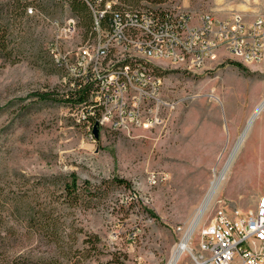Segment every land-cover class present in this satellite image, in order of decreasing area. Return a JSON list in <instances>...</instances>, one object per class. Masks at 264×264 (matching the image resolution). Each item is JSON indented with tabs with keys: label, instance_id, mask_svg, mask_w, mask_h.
<instances>
[{
	"label": "rangeland",
	"instance_id": "rangeland-1",
	"mask_svg": "<svg viewBox=\"0 0 264 264\" xmlns=\"http://www.w3.org/2000/svg\"><path fill=\"white\" fill-rule=\"evenodd\" d=\"M114 1L220 18L231 11L249 19L264 13V0ZM29 7L34 12L19 21L18 62L0 58V264H170L222 175L206 217L220 198L231 210L256 207L264 194V57L246 64L221 48L197 70L152 59L148 66L162 77L164 96L178 104L149 126L99 125L97 138L95 123L83 120L84 106L32 96L67 90L52 43L65 36L61 28L69 19L77 30L58 43L63 55L74 57L92 39L68 2L33 0ZM72 173L80 184L118 177L131 185H114L91 203L70 207L62 191ZM40 215L56 220L53 234L33 225ZM201 217L191 246L208 224Z\"/></svg>",
	"mask_w": 264,
	"mask_h": 264
},
{
	"label": "built area",
	"instance_id": "built-area-1",
	"mask_svg": "<svg viewBox=\"0 0 264 264\" xmlns=\"http://www.w3.org/2000/svg\"><path fill=\"white\" fill-rule=\"evenodd\" d=\"M67 3L69 0H53ZM91 5L97 36L87 41L75 56L63 55L60 40L71 37L77 21L71 18L61 28L65 36L52 43L55 63L65 71L64 82L75 86V80L91 81L97 87L90 100L101 108L95 119L99 125L129 130L156 123L164 111L180 100L163 94V80L148 66L152 59H167L189 69H202L225 48L250 64L264 57V13L249 19L244 12L231 11L217 17L212 11L194 14L178 9L162 12L140 8L128 15L127 24L118 13L111 29L104 28L102 18L112 13L116 2L105 0L103 9ZM28 12H34L29 8ZM164 21V22H162ZM164 23V24H163ZM58 25V23H56ZM84 106L83 104H80ZM83 120L89 121L86 113ZM217 209L191 246L193 231L186 246L178 245L179 254L170 264H264V194L253 210H231L225 199L216 201Z\"/></svg>",
	"mask_w": 264,
	"mask_h": 264
},
{
	"label": "trees",
	"instance_id": "trees-1",
	"mask_svg": "<svg viewBox=\"0 0 264 264\" xmlns=\"http://www.w3.org/2000/svg\"><path fill=\"white\" fill-rule=\"evenodd\" d=\"M105 0H69L68 3L73 13L80 19V24L84 27L85 35L89 39L97 36L96 23L91 5L103 9ZM129 5H137L141 0H123ZM33 0H0V58L10 63L18 62L19 58V33L18 26L21 18L28 16L29 6H32ZM140 8L134 6H118L115 5L112 13H107L102 18L101 24L104 28L111 29L114 19L118 13L120 21L124 24L128 15L134 14ZM157 12V11H156ZM156 18L164 19L162 12L156 13ZM164 22V21H162ZM164 24V23H163ZM56 67L58 65L55 63ZM233 64L243 69L241 63L232 61ZM60 68V67H58ZM67 90L62 93L58 89H50L46 91H35L32 96L38 102L50 104H65L71 106L84 105L86 109V117L89 121L96 123V118L100 115L101 108L97 102L90 100L92 92L97 90L93 82H84L83 79L75 80V86L65 83ZM114 185L130 188V182L126 179L114 177L101 181L99 185H93L89 180L78 183L75 173L71 174V182L64 183L63 197L68 206L73 207L81 203H91V201L102 196V192L110 189ZM46 215V214H44ZM32 220V219H31ZM33 225L40 233L48 235L53 234L57 230L56 220L50 216H41Z\"/></svg>",
	"mask_w": 264,
	"mask_h": 264
},
{
	"label": "bare ground",
	"instance_id": "bare-ground-1",
	"mask_svg": "<svg viewBox=\"0 0 264 264\" xmlns=\"http://www.w3.org/2000/svg\"><path fill=\"white\" fill-rule=\"evenodd\" d=\"M264 104V103H263ZM244 139V136L242 137L241 141H243ZM223 178V175L217 179L215 182H213V185H212V188L209 192V195H208V198L206 200V202L204 203V205L198 210L196 216L194 217L189 229L187 230L185 236H184V240L182 241V243L180 245H182L183 247L187 245L188 243V240L190 238V236L192 235L193 233V230L196 226V224L198 223L202 213L204 212L205 208L207 207V205L209 204V202L211 201L212 197L214 196L216 190L218 189L219 185H220V182H221V179ZM175 254H179L178 250L177 252H175ZM174 254V255H175Z\"/></svg>",
	"mask_w": 264,
	"mask_h": 264
},
{
	"label": "water",
	"instance_id": "water-1",
	"mask_svg": "<svg viewBox=\"0 0 264 264\" xmlns=\"http://www.w3.org/2000/svg\"><path fill=\"white\" fill-rule=\"evenodd\" d=\"M256 115H257V111L255 112V114L253 115V117L251 118V120L249 121V124H248V126H247V128H246V130H245L244 133H246V131L248 130L250 124L252 123V121H253V119L255 118ZM98 132H99V124H98V123H95V124H94V127H93V134H94L95 137H97V138H98V136H99V133H98Z\"/></svg>",
	"mask_w": 264,
	"mask_h": 264
}]
</instances>
